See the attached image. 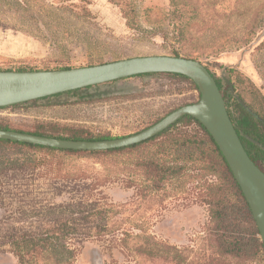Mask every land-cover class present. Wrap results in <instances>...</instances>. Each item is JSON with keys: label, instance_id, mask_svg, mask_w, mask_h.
<instances>
[{"label": "rangeland", "instance_id": "obj_1", "mask_svg": "<svg viewBox=\"0 0 264 264\" xmlns=\"http://www.w3.org/2000/svg\"><path fill=\"white\" fill-rule=\"evenodd\" d=\"M128 1L119 6L90 0L83 16L79 0H0V70L73 69L179 55L205 65L228 93L235 94L225 75L242 86L248 78L264 94V0ZM229 68L236 69L232 76ZM83 93L87 96L0 109V126L119 139L200 99L188 82L163 76L126 79ZM161 149L149 145L133 154L94 157L0 148V264H18L9 238L60 223L66 224L64 231L54 236L69 244L83 240L70 245L78 251L72 264H128L121 248L108 249L104 241L114 229L118 238L124 230L135 234L138 225L176 249L198 251L211 237L206 205L182 209L171 187L149 202L140 196L129 204L133 191L115 182L133 167L141 182L143 169L133 163L161 157ZM30 168L35 175L26 179ZM197 177L186 179L197 185Z\"/></svg>", "mask_w": 264, "mask_h": 264}, {"label": "trees", "instance_id": "obj_2", "mask_svg": "<svg viewBox=\"0 0 264 264\" xmlns=\"http://www.w3.org/2000/svg\"><path fill=\"white\" fill-rule=\"evenodd\" d=\"M79 1L83 4L81 8L83 16H87L89 12L87 5L90 0ZM110 2L119 6L129 4L128 0H110ZM228 70L229 76H232V73L236 71L234 68H229ZM209 72L216 79L226 101L230 118L246 151L255 164L264 172L263 92L248 78L244 81L246 85L242 86V83L236 85L233 78H227L225 75L227 88L235 94L230 93V91L228 93L223 90L221 80L217 79L210 70ZM149 76L179 79L183 82H188L196 91H199L192 80L179 74H145L128 78L127 80ZM105 85L37 101L62 96L84 97L87 96L83 93L84 91L98 89ZM27 104L29 103L12 106L11 108ZM0 130L22 132L11 129L8 126H0ZM28 133L73 141L113 140L106 136L94 137L82 135V133L62 134L61 132L49 131ZM149 145L150 147L151 145L162 147V156H155L140 163H133L143 169V173L140 175L141 182H137L139 178L136 180L137 174L134 167V171L128 170V174L124 178H117L115 181L116 183L124 184L125 188L133 191L129 204L138 202L140 196L149 202L153 195L156 196V194L171 187L174 190L173 198L179 202L178 205L181 203L182 209H188L195 205L207 206L212 225L210 228V240L198 251H194L192 248L179 250L163 241H159L149 234L148 231L142 229V225H138L137 227H141V229L136 228L139 230L135 234H132L129 230H124L126 232H124L123 238H118L114 234L119 229L112 230V238L104 241L108 244V249L121 248L124 251V255L128 258V264H169L170 262L174 264H247L252 260H257L264 264V245L241 188L211 134L198 120L191 116L181 118L170 128L150 140L130 147L107 151L65 150L0 139V148L5 149L21 148L27 152L43 151L47 154H77L94 157L133 154L141 148L149 147ZM190 163L199 165L191 167L189 166ZM34 170L35 168H30L29 171L31 172L26 174V179L34 177ZM206 173H209V178H206L208 175ZM188 176L191 178L200 176V178L197 177L199 178L198 184L195 185L191 181H187L186 178ZM84 186H87L85 182ZM94 186L95 184L92 188L95 189ZM105 198V196L98 198L100 202L97 203H101ZM105 212H108V210H105ZM56 226H49L48 229L44 228L38 233H23L9 238L7 244L10 245L12 253L18 260V264H72L77 250H72L70 245L81 244L83 240H75L74 242L72 240L71 244H69L64 237L59 238V236L57 237L53 234L64 231L66 224L60 223L58 227Z\"/></svg>", "mask_w": 264, "mask_h": 264}, {"label": "water", "instance_id": "obj_3", "mask_svg": "<svg viewBox=\"0 0 264 264\" xmlns=\"http://www.w3.org/2000/svg\"><path fill=\"white\" fill-rule=\"evenodd\" d=\"M179 74L194 82L200 99L172 112L154 126L125 138L73 141L0 130V139L65 150L107 151L140 144L191 116L211 134L251 209L264 245V172L246 151L214 76L199 61L175 56L134 57L101 65L35 71L0 70V109L145 74Z\"/></svg>", "mask_w": 264, "mask_h": 264}]
</instances>
